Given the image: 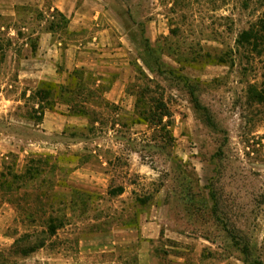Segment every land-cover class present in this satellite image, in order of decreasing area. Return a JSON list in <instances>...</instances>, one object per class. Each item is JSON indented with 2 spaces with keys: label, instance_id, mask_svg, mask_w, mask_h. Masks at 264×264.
I'll use <instances>...</instances> for the list:
<instances>
[{
  "label": "rangeland",
  "instance_id": "rangeland-1",
  "mask_svg": "<svg viewBox=\"0 0 264 264\" xmlns=\"http://www.w3.org/2000/svg\"><path fill=\"white\" fill-rule=\"evenodd\" d=\"M99 1L129 100L104 99L117 75L81 72L43 116L39 88L16 84L13 34L59 19L0 15V264H264V105L249 95L264 0ZM147 88L142 107L172 112L161 126L134 124Z\"/></svg>",
  "mask_w": 264,
  "mask_h": 264
},
{
  "label": "crops",
  "instance_id": "crops-1",
  "mask_svg": "<svg viewBox=\"0 0 264 264\" xmlns=\"http://www.w3.org/2000/svg\"><path fill=\"white\" fill-rule=\"evenodd\" d=\"M2 6L6 10L0 11V15H10L15 21L20 10L31 9H39L46 14L56 12L69 20L62 40L55 39L54 33L48 31L41 33L31 30V35L26 38L13 34L15 40L23 45L22 53L25 55L14 60V70L18 74L16 84H27L34 89L44 83L68 85L70 76L76 70L94 71L103 76L117 75L105 92L104 99L108 103L120 104L125 102L124 99L129 100L126 92L130 82L129 65L122 58L123 49L108 47L116 39L110 37L115 25L109 24L107 9L99 0H0V9H3ZM35 38L37 50L34 52L29 43ZM120 39L123 38L120 36ZM106 57L122 59L119 62L112 59L104 61ZM4 83L9 88L13 87L9 79ZM68 181L74 185L81 184L73 179Z\"/></svg>",
  "mask_w": 264,
  "mask_h": 264
},
{
  "label": "trees",
  "instance_id": "trees-1",
  "mask_svg": "<svg viewBox=\"0 0 264 264\" xmlns=\"http://www.w3.org/2000/svg\"><path fill=\"white\" fill-rule=\"evenodd\" d=\"M54 19H59V20L56 23L52 22V25H51V28L49 29V32L54 33L55 29L62 30V31L67 29L68 22H69L68 18H66L62 14L56 13V16ZM252 37H253V32H251V31H246L242 35V38L247 39L246 41H250L252 39ZM32 49L35 52L37 47L34 46ZM81 72H85V71L76 70L70 76L72 85H75V86L78 85L79 80L76 81V78H77V76H79V74H81ZM70 85L69 84L68 85H58V84H54V83L42 84L35 94L37 100L40 103L39 108L36 112L43 116L47 110L53 111L54 107L52 105L48 104L49 101H51V99L53 98V93L60 91L61 95L59 97H62L66 93V91L69 90ZM108 90H106L105 92H107ZM149 91L150 90L148 88L143 89L137 95L138 97H137V104H136L135 113H138L140 111L138 113L139 114L138 116L140 117V119L134 121V124L151 125L153 123V124H156L158 126H161L165 117L172 118V112L161 97H159V98L158 97L157 98L151 97L150 99H151L152 103L150 104L151 105L150 108L142 107V105H144V103H142L143 99L146 97V95L149 93ZM249 95L254 101H256L259 104L264 105V85L261 89H257V88L250 89ZM45 103L50 107L45 108L44 107ZM81 116H83V115H81Z\"/></svg>",
  "mask_w": 264,
  "mask_h": 264
}]
</instances>
